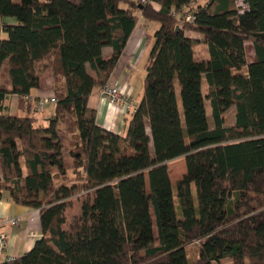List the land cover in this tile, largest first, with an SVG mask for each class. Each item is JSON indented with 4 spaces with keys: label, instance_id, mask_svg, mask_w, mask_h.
I'll use <instances>...</instances> for the list:
<instances>
[{
    "label": "trees",
    "instance_id": "obj_1",
    "mask_svg": "<svg viewBox=\"0 0 264 264\" xmlns=\"http://www.w3.org/2000/svg\"><path fill=\"white\" fill-rule=\"evenodd\" d=\"M200 1L0 0V22H16L3 23L0 39V200L9 193L39 208L41 227L28 253L3 264H264V0ZM140 16L160 28L143 98L120 135L98 123L89 99L109 82ZM199 42L207 61L195 59ZM49 68L56 102L42 125L39 99L29 98ZM63 123L73 179L64 177ZM180 158L187 173L174 186L168 165ZM59 176L46 204L33 200ZM80 196L82 213L66 229Z\"/></svg>",
    "mask_w": 264,
    "mask_h": 264
},
{
    "label": "crops",
    "instance_id": "obj_2",
    "mask_svg": "<svg viewBox=\"0 0 264 264\" xmlns=\"http://www.w3.org/2000/svg\"><path fill=\"white\" fill-rule=\"evenodd\" d=\"M3 23L15 24L16 22L13 19H4L0 22V39L7 37V34L2 29ZM159 28V24L149 22L140 16L139 23L107 83L117 86L126 101L118 105L110 104L101 95L102 87L96 89L90 97L89 106L97 112V121L103 128L120 135H124L127 132L128 124L143 98L146 77L145 65L154 45V35ZM188 35L199 39L202 38L200 35L192 32ZM104 56L105 58H110L112 56V49L106 48ZM208 59L209 52L207 48V55L203 61H207ZM249 60H254L253 49L251 54H249ZM50 78L51 75L49 78H45L48 80H46V83H51ZM1 84L6 88H10L8 81L5 84L2 83V78ZM44 88L45 85L40 90L33 91L29 100L37 101L39 98L46 96V94L42 93ZM10 102L11 113L13 108L15 112H18L17 96L13 95ZM43 123L42 125H47L46 118L43 119ZM11 219H19V225L5 223ZM0 226L1 230L8 235L9 248L7 252L14 258H20L28 253L33 248L36 240L41 237L40 209L16 205L10 200L9 195H5V198L0 200Z\"/></svg>",
    "mask_w": 264,
    "mask_h": 264
},
{
    "label": "rangeland",
    "instance_id": "obj_3",
    "mask_svg": "<svg viewBox=\"0 0 264 264\" xmlns=\"http://www.w3.org/2000/svg\"><path fill=\"white\" fill-rule=\"evenodd\" d=\"M16 2H18V0H15ZM41 1H45V0H41ZM207 0H201L200 4L204 5L206 3ZM240 4V3H239ZM242 5V4H241ZM252 48L249 46V54H251ZM194 54H195V59L198 62H202L205 58V56L207 55V47L204 43L199 42L196 43L194 45ZM247 69H243L242 71L239 72V74H246ZM52 73L53 70L49 68V70H47L44 73V79L45 78H49V76L51 75V83L48 84V82L46 83V80H43V86L45 85L44 91L42 92L43 94H46V96L50 97L52 94ZM2 83L5 84L8 81V73L6 71V67H4V70L2 71ZM48 81V80H47ZM50 86V87H49ZM175 87H176V93H177V97H178V104H179V110L184 122V112H183V104H182V100H181V94H180V85L178 80L175 81ZM204 88V93H207L208 88L207 85L204 84L203 85ZM10 102V101H9ZM11 104V102H10ZM53 112V105L52 106H48L45 109L42 110L41 113H33V116L39 119V124H43V119H45L46 117H49L52 115ZM12 113L14 114H18V112L13 111ZM207 113L209 116V123H210V127L211 129H214V122L212 119V109H211V105L210 102L207 101ZM235 117H236V107H232L226 114H225V125L230 127L235 125ZM65 123V122H64ZM62 124V127L60 129L59 132V137L61 142L64 145V148L66 149L64 152V160L65 163L68 165V170L66 172V175L64 177L69 178V179H73L74 178V172L73 169H71V167L73 166V158L70 155V136H68L67 132H66V125ZM38 126V124H37ZM169 167V171H170V176H171V181L172 184L174 186H176V184L178 183V181H180L185 174L187 173V169H186V163L184 158H180L178 160H175L171 163H169L168 165ZM65 182V179L61 176H59L58 178H56V180L54 181L52 187L50 188H45L42 191H40L38 193L37 198L33 199L36 202H44L43 204H46V200L47 198H49L50 196H52L53 192L58 189L62 183ZM6 195H9V193H7ZM81 198H74L73 200L70 201V207L67 210V220L68 223L65 225V228L68 229L70 223L73 221L74 218H76L77 216L81 215L82 213V202L84 200V198L82 196H80ZM12 220V219H11Z\"/></svg>",
    "mask_w": 264,
    "mask_h": 264
},
{
    "label": "built area",
    "instance_id": "obj_4",
    "mask_svg": "<svg viewBox=\"0 0 264 264\" xmlns=\"http://www.w3.org/2000/svg\"><path fill=\"white\" fill-rule=\"evenodd\" d=\"M145 4H147V1H144ZM185 21L192 23L194 21L193 13H187L185 15ZM101 95L104 99H106L110 104L118 105L122 102H125L126 99L121 93L120 89L112 84H106L101 89ZM56 100L50 96H43L39 98L36 104V110L38 112H42L43 109L49 104H54ZM6 224H12V225H19L20 220L19 219H12L5 222ZM9 248V240L8 235L1 230L0 226V264H3L4 262L13 261L16 258L11 256L7 251Z\"/></svg>",
    "mask_w": 264,
    "mask_h": 264
}]
</instances>
